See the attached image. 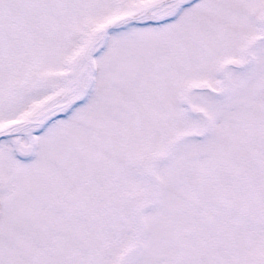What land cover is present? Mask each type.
Segmentation results:
<instances>
[{
	"label": "snow or ice",
	"instance_id": "1",
	"mask_svg": "<svg viewBox=\"0 0 264 264\" xmlns=\"http://www.w3.org/2000/svg\"><path fill=\"white\" fill-rule=\"evenodd\" d=\"M0 264H264V0H0Z\"/></svg>",
	"mask_w": 264,
	"mask_h": 264
}]
</instances>
